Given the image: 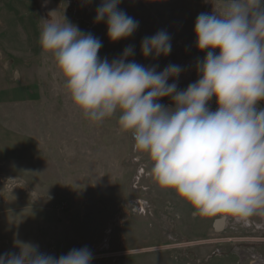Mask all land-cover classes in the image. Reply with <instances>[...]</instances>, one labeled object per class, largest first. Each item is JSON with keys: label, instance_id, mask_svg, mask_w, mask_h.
Returning a JSON list of instances; mask_svg holds the SVG:
<instances>
[{"label": "rangeland", "instance_id": "374dc122", "mask_svg": "<svg viewBox=\"0 0 264 264\" xmlns=\"http://www.w3.org/2000/svg\"><path fill=\"white\" fill-rule=\"evenodd\" d=\"M100 3L0 0V255L19 254L20 241L56 257L87 246L92 264L264 262V215H253L256 226L242 229L230 217L200 216L174 190L161 188L148 155L134 150L131 133L120 130L119 113L91 122L39 43L41 19L62 21L64 15L102 41L101 58H118L131 45L129 60L146 67L181 65L178 88L186 89L199 78L197 58L209 51L196 47V18L222 11L223 0H121L119 8L139 28L116 42L107 36L106 21L95 22ZM161 29L172 37L171 53L145 58L142 39ZM208 106L216 110V97ZM217 220H223L221 231Z\"/></svg>", "mask_w": 264, "mask_h": 264}, {"label": "clouds", "instance_id": "9594fccd", "mask_svg": "<svg viewBox=\"0 0 264 264\" xmlns=\"http://www.w3.org/2000/svg\"><path fill=\"white\" fill-rule=\"evenodd\" d=\"M120 3L101 0L96 8L95 22L106 21L111 42L139 28ZM223 3L222 11L196 18V47L209 51L197 58L199 78L186 89L178 88L181 65L146 67L129 60L131 45L118 58H101L102 41L64 15L62 21L41 19L39 43L91 122L119 113L120 130L131 133L134 150L148 155L161 188L174 190L202 217L246 221L264 215V108L257 107L264 101V0ZM171 40L161 29L142 39L141 53L167 56ZM166 97L171 105L159 103ZM213 97L216 110L208 106ZM16 245L20 253L0 255V264H92L94 258L87 246L56 257L35 244Z\"/></svg>", "mask_w": 264, "mask_h": 264}, {"label": "built area", "instance_id": "2783aa9c", "mask_svg": "<svg viewBox=\"0 0 264 264\" xmlns=\"http://www.w3.org/2000/svg\"><path fill=\"white\" fill-rule=\"evenodd\" d=\"M256 216L259 217V215H256ZM227 218H229V217H227ZM232 224L234 226H240V228H242V229H251L253 226H256L254 223L251 222L250 217L246 221L233 219ZM260 227H262V224H260L257 228L256 227L255 228L258 230V229H260Z\"/></svg>", "mask_w": 264, "mask_h": 264}, {"label": "water", "instance_id": "95a60500", "mask_svg": "<svg viewBox=\"0 0 264 264\" xmlns=\"http://www.w3.org/2000/svg\"><path fill=\"white\" fill-rule=\"evenodd\" d=\"M214 227L217 231H221L223 228V220H217L214 223Z\"/></svg>", "mask_w": 264, "mask_h": 264}, {"label": "bare ground", "instance_id": "6f19581e", "mask_svg": "<svg viewBox=\"0 0 264 264\" xmlns=\"http://www.w3.org/2000/svg\"><path fill=\"white\" fill-rule=\"evenodd\" d=\"M256 262H257L258 264H264V262L261 261L260 259H257ZM252 264H255V263L253 262Z\"/></svg>", "mask_w": 264, "mask_h": 264}, {"label": "trees", "instance_id": "16d2710c", "mask_svg": "<svg viewBox=\"0 0 264 264\" xmlns=\"http://www.w3.org/2000/svg\"><path fill=\"white\" fill-rule=\"evenodd\" d=\"M261 108H264V105H263V106H261Z\"/></svg>", "mask_w": 264, "mask_h": 264}]
</instances>
